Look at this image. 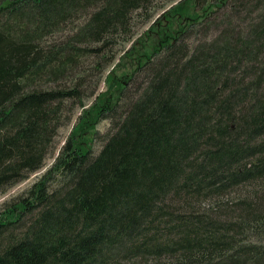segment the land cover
<instances>
[{"label": "trees", "instance_id": "trees-1", "mask_svg": "<svg viewBox=\"0 0 264 264\" xmlns=\"http://www.w3.org/2000/svg\"><path fill=\"white\" fill-rule=\"evenodd\" d=\"M157 1H0V193L43 168L85 107V58L111 65ZM228 16L249 33L232 37L229 20L189 43ZM127 56L111 98L0 213V264H264V244L245 238L264 234V0L182 1ZM92 118L112 121L98 153L85 147Z\"/></svg>", "mask_w": 264, "mask_h": 264}, {"label": "rangeland", "instance_id": "rangeland-1", "mask_svg": "<svg viewBox=\"0 0 264 264\" xmlns=\"http://www.w3.org/2000/svg\"><path fill=\"white\" fill-rule=\"evenodd\" d=\"M1 1V0H0ZM185 0H158L152 10L149 12V15H151L150 20L145 21L146 15H142V13L138 12L135 15L134 22H133V36L128 42H121L118 47L115 48V55L116 59L111 65H106V63H102L100 59H96L95 57H87L84 60V64L81 70L80 75L83 76V78L79 79L80 84H82V90H83V103L85 107L80 108L78 106L74 107L73 111L69 113L70 119L59 129L58 135L56 136L53 149L51 153L47 156L45 163L43 165V168L39 171L33 173L30 175V177L17 185L7 189L6 191L0 193V213L4 211V207H6L8 204L15 203L18 201L19 198L25 197L26 193L29 192V190L33 187L35 183H37L42 177L47 173L49 169H51L54 166V163L59 156L60 152L68 140V137L72 134L74 129L76 128L77 124L81 121V119L84 117V114L86 111H90L92 107L95 105L96 102H103L105 99L111 98V94L113 93V90L115 86L112 85V81L114 78H117L118 81H121L124 79L125 74L130 73L133 68L130 65L129 58L127 56L128 52L131 50V48L136 45L137 41L141 39L142 36L146 32L149 31L150 27L161 17L163 14L173 7H175L177 4L181 3ZM190 9L195 10L194 4L191 6ZM224 18V22L221 23V31L219 32V29L212 33V36H210V33L206 32V29H197L195 33L192 35V37L189 40V43L193 46L194 44L204 40L206 37L207 40H210V38L220 35L222 32L226 31L228 28L226 23L230 20L233 24L232 30L233 32L230 33L231 36L237 37V33L239 31H246L248 32V26L241 24L234 18ZM227 20V21H225ZM257 20L255 19V22ZM222 22V19L220 20ZM252 22V26H255ZM256 24V23H255ZM260 24V20H258V23ZM66 32H61L58 35H56L52 41L61 42L65 38L63 36ZM245 33V34H247ZM248 37H250L247 34ZM101 62V63H100ZM98 63H100V68H105V71L102 75H99L98 71L95 70L96 67H98ZM70 86L71 84L68 83ZM122 112V111H121ZM98 119L92 118V125L93 129L91 130V142H88L85 144V147L87 149H91L93 152L98 153L102 146L104 145V142L107 138V135L111 131V120H104L100 123H97ZM247 190H250V187L248 188H241L237 190L235 193L231 192L226 198L227 200L236 201L237 197H241L243 192H246ZM207 205V207H205ZM212 206L209 203L203 204L201 209L208 210L209 207ZM216 209L215 211L219 212V209ZM246 240L251 241L252 243L257 242L258 244H264V234L261 235L260 232H255L254 230L251 232H248L246 235Z\"/></svg>", "mask_w": 264, "mask_h": 264}]
</instances>
